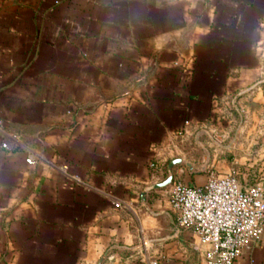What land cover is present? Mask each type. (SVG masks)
I'll list each match as a JSON object with an SVG mask.
<instances>
[{
  "label": "crops",
  "instance_id": "obj_1",
  "mask_svg": "<svg viewBox=\"0 0 264 264\" xmlns=\"http://www.w3.org/2000/svg\"><path fill=\"white\" fill-rule=\"evenodd\" d=\"M0 121V264H204L153 186L264 177V0H0Z\"/></svg>",
  "mask_w": 264,
  "mask_h": 264
},
{
  "label": "built area",
  "instance_id": "obj_2",
  "mask_svg": "<svg viewBox=\"0 0 264 264\" xmlns=\"http://www.w3.org/2000/svg\"><path fill=\"white\" fill-rule=\"evenodd\" d=\"M1 129V121H0ZM1 148H8L4 138ZM28 155L26 161L33 162ZM178 229L194 232L203 247L204 264H235L261 240L264 230V177L241 186L232 174L208 173L201 186L173 181L168 190ZM143 245V238H139ZM148 264H157L147 256Z\"/></svg>",
  "mask_w": 264,
  "mask_h": 264
},
{
  "label": "water",
  "instance_id": "obj_3",
  "mask_svg": "<svg viewBox=\"0 0 264 264\" xmlns=\"http://www.w3.org/2000/svg\"><path fill=\"white\" fill-rule=\"evenodd\" d=\"M185 163L188 167L191 168H197L198 166L193 164L191 161L189 160H184L182 158H174L172 160L169 161V163L167 164V171H168V176L161 182L155 184L153 187L155 189L157 188H163L165 186H168L171 184L172 180H173V174H172V169L178 165V164H182Z\"/></svg>",
  "mask_w": 264,
  "mask_h": 264
},
{
  "label": "rangeland",
  "instance_id": "obj_4",
  "mask_svg": "<svg viewBox=\"0 0 264 264\" xmlns=\"http://www.w3.org/2000/svg\"><path fill=\"white\" fill-rule=\"evenodd\" d=\"M189 156L193 157L194 160H198V154L192 153V154L189 155ZM189 160H190V158H189ZM199 174H200V173H199ZM201 174H203V175L201 176L202 181L205 182L206 178L208 177V174L206 175V173H204V172H202ZM166 177H167V175H165V178H166ZM196 178H199V176L196 177ZM179 181H180V180L177 179L175 182H179ZM180 182H182V181H180ZM171 184H172V182H171ZM171 184H170V185H171ZM170 185L166 186L168 190L170 189ZM195 185H198V184H195Z\"/></svg>",
  "mask_w": 264,
  "mask_h": 264
}]
</instances>
